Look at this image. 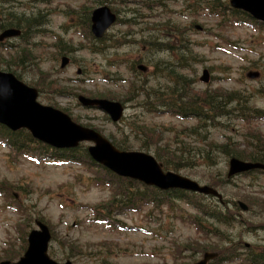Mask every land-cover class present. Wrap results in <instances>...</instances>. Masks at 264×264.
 Instances as JSON below:
<instances>
[{"label":"rangeland","instance_id":"obj_1","mask_svg":"<svg viewBox=\"0 0 264 264\" xmlns=\"http://www.w3.org/2000/svg\"><path fill=\"white\" fill-rule=\"evenodd\" d=\"M18 1L25 10L20 7V13L31 14L39 10L46 14L44 28L49 31V36L34 38L33 42L39 43L32 50L33 56L37 57L34 65L26 60L24 67H12L22 82L37 91L42 90L37 101L65 112L80 125H90L111 144L114 139L130 151H142L152 156L157 154L164 161L173 163L177 157L183 161L192 160L190 166V161L182 164L178 174L201 186L216 189L223 200L243 203L247 211H239V215L248 225L257 226L245 234L243 244L253 249H264V195L257 190V184L264 182V177L256 182L247 177H236L225 185L228 158L213 152L211 155L215 156L212 161L201 159L205 156L203 148L206 144L224 143L228 138L240 144V150L249 147L244 148L246 154L255 144L264 147V121L242 123L233 119L228 122L230 118H224L222 121L228 122L229 129L203 130L201 135L206 133V140L201 136L184 138L180 131L194 126V120H179L165 113L156 115L145 112L143 106L137 104L143 102L142 98L134 100V97L130 99L128 96L126 83L130 75L125 64L142 59L141 64L149 68L148 81H154L153 64L160 60L167 63L169 54H154L150 50L140 53V43L124 44L107 49L103 54H92L87 50L89 43L82 36L85 31L78 27L82 12L89 17L97 7L91 0ZM105 1L109 2L111 8L119 10L120 19L140 16L135 20L143 22L141 27L147 29L148 35L157 39L166 34L175 46L179 42L172 38L173 26L181 30L190 28L184 30L190 41L188 47L191 53L186 54L189 64L184 71H179L191 80L192 93L202 96L205 91L225 93L240 88L253 91L264 87V77L250 80L245 76L247 72L254 71L264 76V45L261 44L262 36L254 28L243 25L234 27L227 20L211 17L200 10L191 14L195 9L190 6L186 8L185 3L190 4L192 0H160L162 9L147 8L144 3L149 0ZM5 8L6 5H0L2 12ZM221 9L228 14L225 7ZM2 12L0 18L4 17V14L1 16ZM159 23L161 28L157 26ZM125 29L121 24L114 25L107 35L121 39ZM135 30L132 29L131 37L146 39L144 35L133 34ZM55 36L71 47V52L66 55L70 63L64 69H59L61 58L52 46L56 41ZM10 44L18 50L19 41ZM40 47L46 48V51H41ZM5 53L2 50L0 56L6 60L8 55H16ZM111 63H115L116 67L111 68ZM205 69L210 75L207 84L199 81ZM0 71L11 72L1 68ZM152 72L154 74L150 76ZM118 78L126 82L115 83ZM140 79L143 77L140 76ZM78 95L122 102L125 107L122 120L114 126L104 113L81 108L77 105ZM149 100V104H154L153 98ZM253 102L256 107L264 109V97L256 95ZM176 137L192 147L194 155L200 152L194 160L189 158V152L182 151L183 145L174 140ZM85 166L36 163L23 155L14 160L7 149L0 146V261L8 257L12 261L18 260L26 248V234L35 228V221L39 219L53 235L51 249L57 255L54 257L58 262L68 259L72 264H192L204 252L218 251L212 249L216 239L200 233L191 224L189 215L194 212L183 202L177 203L173 212L166 205L157 210L151 206L135 212L118 210L117 217L126 229H109L94 223L93 209L106 205L113 197V191L106 182L96 181V178L103 177L99 168ZM229 233L234 235L237 230H229Z\"/></svg>","mask_w":264,"mask_h":264},{"label":"trees","instance_id":"obj_2","mask_svg":"<svg viewBox=\"0 0 264 264\" xmlns=\"http://www.w3.org/2000/svg\"><path fill=\"white\" fill-rule=\"evenodd\" d=\"M34 1L44 2V0ZM91 2L97 5L109 4V2L105 0H91ZM144 4L149 9H162L163 7L160 0H149L148 3ZM0 5L7 6L3 12L2 9H0V12H2L1 16L4 14V17L0 18V32L7 28H16L22 32L21 37H19L21 43L19 42V46H17L18 50H15L16 46L11 45L7 47L8 49H5V51H8L10 48H13L12 50L17 53L7 52L5 54L16 55H8L7 60L5 57L0 56V68L11 71L20 79L12 67H24L26 60L30 65H34L37 57L33 56L32 50L33 47L35 48L39 44L35 46V44H30L29 40L37 36L46 35V30L44 28L46 25V14H42L39 10L36 12L32 11L31 14H26L25 12L20 13V7L21 10H24V7L18 0H0ZM189 6L195 9L191 14L198 10H206L211 16L217 17L221 15L222 21L227 20L229 24L235 25L240 23L239 17L235 12L231 13L232 18L226 16L222 12L223 10L221 8H226L227 6L226 4H222L220 0H192V2L188 4V7ZM114 12L117 14V10ZM132 12L138 14L136 10H132ZM82 14L83 16L78 19V27L85 31L84 38H86L89 43L88 52L92 54H103L107 49H114L124 44L133 45L136 43H140V53L150 50L154 54L159 52H166L169 54L170 60L167 61V63H163V60H160L152 66L155 70L154 81L157 77L155 84H153L154 81L138 78L142 74L137 70L136 63L138 65L140 62L135 61L128 65L127 68L130 69L129 72L131 74V78L128 79L126 83L129 88L128 96L130 99L134 97V100L142 98L143 102L137 104H141L143 107H146L150 103L151 100L148 101V98H153L155 100L153 101L154 104H149L148 106L156 105L161 107L162 111H166L175 117L196 121L194 126L185 127L182 129L184 131H180L184 138L192 139V137L201 136L204 139L206 133L201 135V131L210 128L229 129L228 122H231L233 119L242 123L264 120V109L256 107L253 102L256 95L261 97L264 95L263 86L253 91L243 88L225 93L218 91L208 93L209 91H205L202 96L196 95L190 91L191 80L189 81L187 77L181 75L179 71L181 69L184 71L189 64V57L186 54L191 53L188 47L190 41L188 40V33L184 32V30H189L190 28H183L184 30H181L182 28L175 25L173 26L172 38H175L179 42V44L175 46L173 45L172 39L167 37L166 34L157 39L156 36L152 37V35H148L147 29L141 27L143 22L135 20L141 17L133 16L129 19L117 20V25L121 24L126 28L121 34V39L117 36L114 38V36L107 35L106 33L102 39L93 41L88 31L89 17L86 16V12H82ZM157 26L161 28V23ZM135 28L136 30L133 34L144 35L146 39H137V41L131 37L132 29ZM258 29L264 32V25H259ZM160 31H162V29H160ZM104 41L108 43H103ZM94 42L98 44L96 45ZM53 47L57 49V54L70 52V47L65 45V43H58L55 46L53 45ZM40 49L41 51L42 49L46 51L43 47H40ZM110 65L111 68L116 67L115 63H111ZM263 77L264 76H262V78ZM161 82H163V84ZM151 84L152 86H150ZM51 85L54 86V83H51ZM38 92L41 93L42 90H38ZM58 93L65 94L62 92ZM153 110H157V108L153 107ZM147 111H151V109L147 108ZM224 118H230V121H222ZM87 126L89 127L90 125ZM206 139L207 137L204 140ZM174 140L183 145L182 151L190 153L189 158L194 160L200 153L195 151L197 155H194L192 153L194 150L192 147L185 145V143H182L177 137ZM112 141L118 149L129 150L123 143L117 142L114 139H112ZM225 141L226 142L219 144L215 142L206 144L203 148L205 156L201 157V159L212 161L215 155L211 154L216 152L228 159L236 157L244 161L264 164V147H259L255 144L251 151L246 154L245 149L249 147H244L245 149L243 148V150H240L239 147L241 145L236 144L229 138ZM257 142L261 143L258 140ZM0 145L7 149L9 156L14 160H17L20 154L23 153L34 156V153H36L35 151H37L43 158L55 162L61 161L95 167L93 162L89 159L84 145H80V147L74 151H51L46 146L34 142L29 133L25 130L10 132L0 126ZM155 157L157 161L162 164L164 170L177 172L182 169V164H186L188 161H190L188 166L192 164V160L183 161L180 157H177V161H174L175 163L167 160L164 161L157 154ZM99 170L102 171L103 177L96 178V181L106 182L107 186L113 191V197L106 205H103V207L94 208V221L106 224L114 229L117 227L118 210L122 212L137 211L146 206H151L153 210H157L166 205L168 209L173 212L177 207V203L183 202L194 212L193 215H189L192 219L191 224L195 226L200 233L216 239V243L212 245V249L218 250L217 252L219 255L208 264H264L263 253L244 247L243 237L250 229H255L257 226L248 225L244 221L238 213L239 208L235 202H231L228 199L227 201L223 199L219 201L213 197H205L186 192H174L171 194L161 193L153 188L145 187L138 182L118 178L104 169L99 168ZM254 172L255 173L252 172V174L248 172L242 175L243 177L252 179L254 182L260 179L261 176H264V173L261 171ZM259 172H261L262 175L259 174ZM94 183L97 184L96 182ZM229 183L230 181L227 179L224 180L225 185ZM262 183L257 185H264V182ZM261 192L264 194V186H262ZM229 230H237V233L233 235L229 233ZM49 254L53 255L52 251H49Z\"/></svg>","mask_w":264,"mask_h":264},{"label":"water","instance_id":"obj_3","mask_svg":"<svg viewBox=\"0 0 264 264\" xmlns=\"http://www.w3.org/2000/svg\"><path fill=\"white\" fill-rule=\"evenodd\" d=\"M229 3L233 8L241 9L255 19L264 21V0H230ZM115 19V15L107 7L96 9L91 15V32L96 38L101 37ZM18 34L17 30L7 29L0 34V42ZM65 62L62 61L61 67ZM256 76V73L248 74L250 78ZM200 80L208 81L206 70ZM36 98L35 89L27 87L10 73L0 72V124L5 127L13 131L26 129L33 138L57 149L75 148L79 141H91L94 146L90 147L88 152L92 159L118 176L138 180L161 190L182 189L220 198L219 194L209 187L199 186L196 182L172 173L164 174L155 160L144 153L116 150L93 130L74 124L67 115L58 110L40 105ZM78 101L84 107L97 108L107 113L113 122L119 120L122 115V107L117 102L91 100L83 96H79ZM257 168L264 169V166L231 159L228 176ZM239 206L242 211L247 209L242 203H239ZM37 226L40 230L32 231L28 235V248L23 257L16 263L5 261L0 264H56L46 255L50 240L48 229L39 222ZM215 256L216 254L206 253L203 259L195 264H206Z\"/></svg>","mask_w":264,"mask_h":264}]
</instances>
